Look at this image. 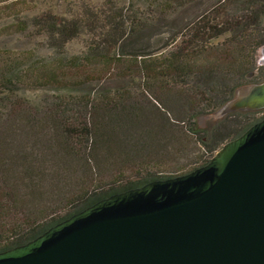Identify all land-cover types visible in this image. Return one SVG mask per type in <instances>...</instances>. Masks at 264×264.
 Here are the masks:
<instances>
[{"label":"trees","instance_id":"1","mask_svg":"<svg viewBox=\"0 0 264 264\" xmlns=\"http://www.w3.org/2000/svg\"><path fill=\"white\" fill-rule=\"evenodd\" d=\"M3 1L0 21L12 23L0 37L41 38L49 52L0 45V251L102 198L204 165L264 117L236 111L197 124L238 87L264 80V0H211L171 20L155 53L136 46L144 24L129 0ZM195 1L155 0L156 20ZM110 78L127 83L108 89ZM27 88L52 94L31 99ZM196 147L190 166L177 164Z\"/></svg>","mask_w":264,"mask_h":264},{"label":"water","instance_id":"2","mask_svg":"<svg viewBox=\"0 0 264 264\" xmlns=\"http://www.w3.org/2000/svg\"><path fill=\"white\" fill-rule=\"evenodd\" d=\"M264 109V80L215 113ZM0 264H264V117L188 173L102 198Z\"/></svg>","mask_w":264,"mask_h":264},{"label":"rangeland","instance_id":"3","mask_svg":"<svg viewBox=\"0 0 264 264\" xmlns=\"http://www.w3.org/2000/svg\"><path fill=\"white\" fill-rule=\"evenodd\" d=\"M51 3H56L59 2V4H62L63 0H49ZM155 0H129V6H130V16L136 17L141 22H143L144 26L141 27L143 32L139 35H136L135 37V43L137 47H146L148 52H154L160 49L161 46H163L167 40L169 39V36L171 34L172 27L174 25V21L171 22V20H176L179 16H185L186 19L189 18L187 16L191 15L193 12H197L199 10H202L205 8L211 0H196L195 2L192 3H187L185 8L179 9L177 13H171V15H167V20L165 21H158L156 20L157 17H161V15L158 11V9L154 5ZM10 4V1H3L0 3V8L2 6ZM38 7L43 8L45 6L43 0H40V3L37 4ZM29 14V13H28ZM163 19V18H162ZM12 19L6 18L3 21H0V28L4 27L5 25L11 24ZM140 29V28H139ZM45 40H42L41 38H30V37H19L18 35L14 36H5V37H0V45L6 44L9 45L12 48H18V49H27V48H37L35 50L36 55L34 54V57H39L42 54L46 53L47 51L49 52L48 47L45 46V49L43 48L44 45L47 43L44 42ZM80 45L76 42L74 43L71 47L70 50L74 51L77 50ZM256 65L257 66H264V45L260 46V48L257 49L256 51ZM125 79L117 80L116 78H110L109 80L105 81L103 83L104 87L108 89H115L118 86L126 85L127 81H124ZM140 91V88H139ZM25 93L29 98L31 99H36L39 97H46L50 98L52 92L49 89H40V88H27ZM145 94V93H144ZM146 95V94H145ZM143 95L145 98L147 96ZM144 98V99H145ZM146 100V99H145ZM215 113H211L208 115H201L197 118V124L198 126L201 127H207L208 123L210 121L215 122L217 119L221 117H216ZM192 146V147H191ZM193 144L190 145V147L193 150ZM195 149V148H194ZM193 153L188 154L187 152L185 153V157L182 159L180 158L178 160L179 164L180 162H186L187 166H190L191 163L193 162V158H197L198 152L200 150L197 149ZM203 151V149H201ZM175 167V166H171ZM171 170V168H170Z\"/></svg>","mask_w":264,"mask_h":264}]
</instances>
